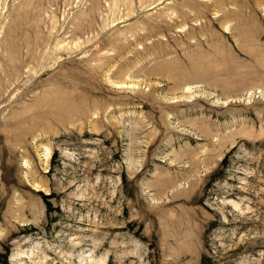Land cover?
Returning a JSON list of instances; mask_svg holds the SVG:
<instances>
[{
  "label": "rangeland",
  "instance_id": "374dc122",
  "mask_svg": "<svg viewBox=\"0 0 264 264\" xmlns=\"http://www.w3.org/2000/svg\"><path fill=\"white\" fill-rule=\"evenodd\" d=\"M0 264H264V0H0Z\"/></svg>",
  "mask_w": 264,
  "mask_h": 264
},
{
  "label": "trees",
  "instance_id": "16d2710c",
  "mask_svg": "<svg viewBox=\"0 0 264 264\" xmlns=\"http://www.w3.org/2000/svg\"><path fill=\"white\" fill-rule=\"evenodd\" d=\"M0 258H2V262L4 263V255L0 256Z\"/></svg>",
  "mask_w": 264,
  "mask_h": 264
}]
</instances>
